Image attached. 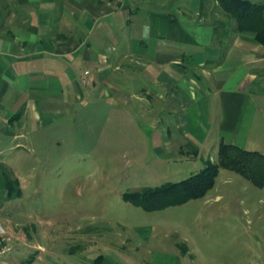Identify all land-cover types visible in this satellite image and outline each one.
Listing matches in <instances>:
<instances>
[{"label":"rangeland","instance_id":"obj_1","mask_svg":"<svg viewBox=\"0 0 264 264\" xmlns=\"http://www.w3.org/2000/svg\"><path fill=\"white\" fill-rule=\"evenodd\" d=\"M130 67V77L124 65L107 71L120 97L76 103L25 151H7L2 170L18 179L21 195L0 192V224L17 242L0 264H94L98 255L100 264H264V186L237 173L218 169L214 186L182 205L143 211L122 199L216 160L214 150L161 158L151 141L160 114L145 101L149 81ZM216 96L206 98V149L219 123ZM247 104L237 145L264 155V99L250 95Z\"/></svg>","mask_w":264,"mask_h":264},{"label":"crops","instance_id":"obj_2","mask_svg":"<svg viewBox=\"0 0 264 264\" xmlns=\"http://www.w3.org/2000/svg\"><path fill=\"white\" fill-rule=\"evenodd\" d=\"M232 25L216 0H0V192L7 151H25L76 103L120 97L105 80L120 65L149 81L162 159L239 144L247 98L264 99V47ZM211 94L219 123L206 149Z\"/></svg>","mask_w":264,"mask_h":264},{"label":"trees","instance_id":"obj_3","mask_svg":"<svg viewBox=\"0 0 264 264\" xmlns=\"http://www.w3.org/2000/svg\"><path fill=\"white\" fill-rule=\"evenodd\" d=\"M217 6L227 14L232 21L233 32L248 31L253 38L264 47V4L252 0H216ZM227 35V32L226 34ZM215 152L216 160H204L203 166L183 180L164 182L157 187H145L132 192H124L122 199L134 203L143 211L159 210L172 205L184 204L190 199H198L214 186L218 169L230 170L246 179L255 187L264 186V155L256 150H245L239 145H233L219 140ZM3 188L6 199H14L21 195L18 179H10L1 169ZM179 246V245H178ZM181 250L185 251L181 245ZM102 255H98L93 263L100 264ZM29 260H20L18 264H30Z\"/></svg>","mask_w":264,"mask_h":264},{"label":"built area","instance_id":"obj_4","mask_svg":"<svg viewBox=\"0 0 264 264\" xmlns=\"http://www.w3.org/2000/svg\"><path fill=\"white\" fill-rule=\"evenodd\" d=\"M11 236L5 230L4 226L0 224V256L9 254L13 248L11 243Z\"/></svg>","mask_w":264,"mask_h":264}]
</instances>
